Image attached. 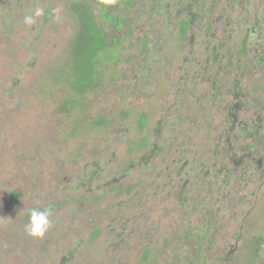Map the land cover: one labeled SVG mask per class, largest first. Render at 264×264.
Masks as SVG:
<instances>
[{"label": "rangeland", "instance_id": "obj_1", "mask_svg": "<svg viewBox=\"0 0 264 264\" xmlns=\"http://www.w3.org/2000/svg\"><path fill=\"white\" fill-rule=\"evenodd\" d=\"M76 11L97 12L106 37L77 94ZM261 53L264 0H0V264H58L74 239L72 264L98 247L99 264H144L145 250L149 264H264ZM252 119L263 144L245 164ZM33 208L60 218L52 238L25 233Z\"/></svg>", "mask_w": 264, "mask_h": 264}, {"label": "trees", "instance_id": "obj_2", "mask_svg": "<svg viewBox=\"0 0 264 264\" xmlns=\"http://www.w3.org/2000/svg\"><path fill=\"white\" fill-rule=\"evenodd\" d=\"M91 19H92L91 15L87 14V12L82 11V23H83L84 29L82 28V35L76 33L75 39H74V41H73V43L71 45V48H70L72 57H75V59H76L75 61H78V62L77 63L74 62L75 63L74 64L73 61H72V63H71V64H74L75 71L72 72V73H74L73 74V78H72V80L70 82L68 81V84L72 88L73 92L76 93V94L77 93H82L85 88H87L86 90L90 89V87H91L90 84L93 81L92 80V75L93 74L90 73V71H91L90 68L94 64V61H91V60L94 57L93 56L94 52H97L106 43L104 40L101 39V37L99 35H98V37L96 36L97 39H96L95 42H93L95 39L91 40V33L86 32V30H89L91 28L90 26H92ZM81 40L83 42L80 44L79 42ZM259 61L260 62L258 64H260V66L261 65L263 66L264 65V54L263 53H261L259 55ZM89 66H90V68H89ZM261 94H262V92H261ZM243 95L244 96L239 95L238 98L245 99L247 94L243 92ZM257 100H258L257 106L256 105H252L250 107L252 108L251 111L253 113V116L255 115L258 118V121H260L262 119L260 116H262V113L264 112L263 111V108H264V106H263V104H264V95L263 94L260 95ZM251 101L253 102V99H251L250 102ZM242 106L246 107L245 105H242ZM262 117L264 118V116H262ZM263 124H264V119H263ZM263 124L262 125L261 124H257V122L252 119L250 121V123H248V124L246 123L245 124V125L248 126V129H246L245 127H242L243 131L246 130L245 133H243V136L245 138H248L250 136L249 139L251 140L252 145L245 146V148H243V150L240 149V152L242 151L241 152L242 155H240V154L238 155L240 162H244L245 164H247L248 161H247L245 155L248 156L250 151H252V149H249V148L250 147L254 148V145H256V144H263L262 143L263 135L261 133L262 129H263ZM247 131H248V133H246ZM236 162H238V160ZM254 163L257 164L256 161ZM94 164H95V162H93V165ZM241 167H242V165H241ZM127 168H128L127 166H124L122 168V170L126 171ZM244 168H249V167L246 165V167L244 166ZM255 168H256V165H255ZM94 174H96V172L94 170H90L85 175L84 180L81 181V184H85L86 182H91V181L95 180ZM110 181H111V179L105 181V184H108ZM28 183H31V182L29 181ZM187 183L188 182H186V184ZM13 197L14 196L12 195L11 199H13ZM16 210H17V208L14 209L13 205H12L11 208H10L11 214L12 215L16 214V212H17ZM28 214H29V212H27L25 214V216H22L21 218L25 219L27 221ZM51 219H52V222H53V227L45 235V237L42 238V240L46 241V238H52L53 234H54L52 232H54L55 228L60 225V218L59 217H57V216L53 217V218L51 217ZM83 220L85 221V223H86V220H87V223L90 222L89 221L90 219H83ZM206 225H209V224H206ZM206 230H209V229L206 227ZM93 232H94V235L98 234V230H96V228L94 229ZM206 232L207 231H205V233ZM25 236L26 235H20V238H21L22 242L26 244L30 240V238L27 237V236L25 237ZM122 236H123L122 233L118 232L117 234H115V236L111 239V241L109 243H111L114 247L119 246L121 241H122ZM138 239L139 240H137V242L141 243V242L145 241L144 243L148 247L147 243L150 242V239H149L148 235L140 236ZM18 240H20V239H18ZM16 242L17 241H15V243L13 242V244L11 246L12 247L11 250H15L16 249ZM82 242H83L82 239H74V240H72L71 241V243H72L71 247L63 252V254L61 255V257H60V259L58 261V264H72L75 261V258L77 256L78 250H80L82 248L81 247L82 246ZM111 244H106L105 248H107ZM97 249H98L97 252H96L97 254H95V256H96V259L98 261L95 264H99V261L101 260L100 257H99V254H100L99 251H101L102 248L98 247ZM141 252H142V260H143L144 264H145V262H147V264H149V259H147V258H149V256H151L152 259H155L152 255H150L151 250H145V251H141ZM100 264H102V263H100ZM111 264H116V263L114 261H112ZM119 264H122V263H119Z\"/></svg>", "mask_w": 264, "mask_h": 264}, {"label": "flooded vegetation", "instance_id": "obj_3", "mask_svg": "<svg viewBox=\"0 0 264 264\" xmlns=\"http://www.w3.org/2000/svg\"><path fill=\"white\" fill-rule=\"evenodd\" d=\"M29 3L30 2H32V0H27ZM79 7V6H78ZM180 12V11H179ZM119 13V12H118ZM93 16H91V24H92V26H90L91 28L89 29V30H86V32H89V33H91V40H94L93 42H95L96 41V39H97V37H98V35L101 37V39L102 40H104L105 41V36H104V34H103V30L105 29V27L101 24V22L99 21V14L97 13V12H95L94 11V14H92ZM106 15V13H104L103 14V17ZM76 16H77V18H78V22H79V26H80V24H81V26L78 28L79 30L77 31V33L78 34H80V35H82V28L84 29V26H83V23H82V11H76ZM122 17H124V16H122ZM193 17H195V16H193ZM189 22H192V21H189ZM115 23L116 22H114V25H115ZM112 25V24H110L109 25V28L111 29V32L112 33H114V32H116L117 31V25ZM86 28V27H85ZM191 28V27H190ZM248 27H246V29H247ZM251 31H252V33L253 34H255L256 33V31L254 30V29H251ZM167 32V31H166ZM88 34V33H87ZM115 34V33H114ZM246 35H248L247 33H246ZM97 36V37H96ZM192 36H193V34H192ZM212 36V35H211ZM96 37V38H95ZM162 37V39L161 40H164V38L165 37H163V36H161ZM210 37V36H209ZM75 38V37H74ZM192 38L193 37H191L190 39V42H189V44L191 45L192 44ZM108 40L110 41V40H112V37L110 36L109 38H108ZM83 41L81 40L79 43L81 44ZM106 42V41H105ZM166 43V42H165ZM93 45V44H92ZM226 46V45H225ZM213 49H222V47H221V43H218V44H216V47H213ZM221 61H224L223 59H217V60H215V63L217 64L216 66H219V67H217L216 68V71L214 72V73H216L217 71H220L221 70V68L223 69V67L224 66H222L221 64H220V62ZM253 61H257V60H253ZM80 62V61H79ZM95 62V61H94ZM215 66V67H216ZM207 71V70H206ZM215 75H217V74H215ZM94 77V76H93ZM243 90L242 91H235V93H233V97H238L239 95H241V96H244L243 95ZM244 93H247V92H244ZM224 107H226V106H224ZM231 108L232 109H237V108H240V106L238 105V106H231L230 107V110H231ZM257 166L258 165H260V161H257V164H256ZM249 167V166H248ZM207 221L209 222V224L210 223H212V220H209V219H207ZM260 226H262V224H260ZM211 227L212 228H214L215 229V224L214 225H211ZM211 227H209V228H211ZM241 227V226H240ZM242 228V227H241ZM262 229H264V226H262ZM208 233L210 234L211 233V230L209 229L208 230ZM263 237H264V235H263Z\"/></svg>", "mask_w": 264, "mask_h": 264}, {"label": "clouds", "instance_id": "obj_4", "mask_svg": "<svg viewBox=\"0 0 264 264\" xmlns=\"http://www.w3.org/2000/svg\"><path fill=\"white\" fill-rule=\"evenodd\" d=\"M39 14V13H37ZM31 23V19L28 20ZM52 213L48 208H33L29 210L24 231L30 238L42 239L53 227Z\"/></svg>", "mask_w": 264, "mask_h": 264}]
</instances>
